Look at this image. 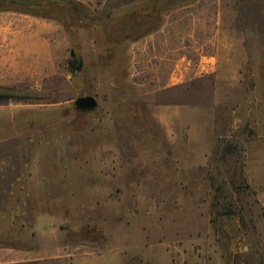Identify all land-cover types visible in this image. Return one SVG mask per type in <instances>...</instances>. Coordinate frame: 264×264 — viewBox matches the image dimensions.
<instances>
[{"label": "rangeland", "instance_id": "1", "mask_svg": "<svg viewBox=\"0 0 264 264\" xmlns=\"http://www.w3.org/2000/svg\"><path fill=\"white\" fill-rule=\"evenodd\" d=\"M12 1L0 212L25 219L12 244L42 216L45 264H70L57 247L106 253L87 264H264L245 174V143L264 137V0ZM83 96L98 108L77 110Z\"/></svg>", "mask_w": 264, "mask_h": 264}, {"label": "crops", "instance_id": "2", "mask_svg": "<svg viewBox=\"0 0 264 264\" xmlns=\"http://www.w3.org/2000/svg\"><path fill=\"white\" fill-rule=\"evenodd\" d=\"M245 174L249 185L256 191L257 198L264 209V137L259 136L245 143ZM4 207L3 212H0V238L9 241L0 244V264H45L49 259L45 252H52L54 255L47 260L55 262V245L45 247L43 242V218L37 217L32 232H30V240L21 244L17 241L14 245L11 241L12 235L19 234L22 237V232L19 229L22 226H13L12 222L22 221L24 218L13 216L11 214V206L7 209ZM25 230L27 228H24ZM26 233H24V236ZM63 250L65 255L60 256L61 260L68 257L70 264H87L92 257H102L106 253L97 252H80L72 254L69 252V247L56 248ZM122 259V258H121ZM124 260L122 259V263Z\"/></svg>", "mask_w": 264, "mask_h": 264}, {"label": "water", "instance_id": "3", "mask_svg": "<svg viewBox=\"0 0 264 264\" xmlns=\"http://www.w3.org/2000/svg\"><path fill=\"white\" fill-rule=\"evenodd\" d=\"M76 109L83 112H92L98 108L99 103L94 96H83L75 100Z\"/></svg>", "mask_w": 264, "mask_h": 264}, {"label": "trees", "instance_id": "4", "mask_svg": "<svg viewBox=\"0 0 264 264\" xmlns=\"http://www.w3.org/2000/svg\"><path fill=\"white\" fill-rule=\"evenodd\" d=\"M176 1H178V0H176ZM12 2L15 3V4L26 6V7L33 6V4L28 3L27 1H16V0H14ZM29 11H31V10H29ZM82 65H83L82 60H73V61L70 62L69 66H70V70L71 71L77 72V71H79L81 69ZM0 97H2V96H0Z\"/></svg>", "mask_w": 264, "mask_h": 264}]
</instances>
